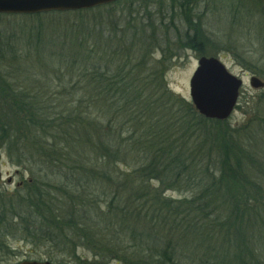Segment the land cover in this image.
<instances>
[{
    "label": "trees",
    "instance_id": "16d2710c",
    "mask_svg": "<svg viewBox=\"0 0 264 264\" xmlns=\"http://www.w3.org/2000/svg\"><path fill=\"white\" fill-rule=\"evenodd\" d=\"M241 3L231 4V12L253 20L255 31L249 36H258L264 44V0L250 7ZM179 4L184 19L194 25L188 3ZM109 6L34 16L74 14L82 19ZM204 34L194 26L190 38L200 55L205 54L203 45L214 44ZM91 38L93 49L72 53L77 60L66 62L67 54H59L69 74L82 70V95L68 92L77 97L70 98L72 102L83 105L81 116L77 105L48 120L44 95L18 94L0 79V104L9 108L3 118L0 115V148L17 166L39 164L43 178L27 183V192L16 200L18 208L13 195L0 200V253L9 250L14 230L24 240L50 243L58 250L77 253L86 248L92 253L87 264H110V259L117 264H264V136H189L196 120L206 118L192 102L181 106L184 100L158 80L163 68L146 73V57L136 56L140 49L130 51L131 44H124L109 57L101 53L99 36ZM119 52L133 53V58L128 54L122 63ZM169 104V112L161 114L158 109ZM101 108L106 109L104 115L114 110L125 120L119 135L114 136L118 124L113 116L107 125L97 121ZM27 125L45 136H22ZM259 126L264 134V120ZM124 133L132 136L117 141ZM48 134L51 138L45 140ZM25 139L36 140L30 156L19 145ZM78 150L82 164L76 160ZM119 163L128 166L127 171L118 169ZM154 181L157 188L151 185ZM169 185H187L194 194L167 197L165 191L173 187ZM91 187L102 194L93 197Z\"/></svg>",
    "mask_w": 264,
    "mask_h": 264
},
{
    "label": "rangeland",
    "instance_id": "374dc122",
    "mask_svg": "<svg viewBox=\"0 0 264 264\" xmlns=\"http://www.w3.org/2000/svg\"><path fill=\"white\" fill-rule=\"evenodd\" d=\"M181 1L118 0L109 3V7L96 10L95 16L90 13L89 16L84 14L82 19L81 15L74 14L34 16L0 13V50L9 51H0V79L6 81L18 94L26 92L30 96H36L37 93L44 95L46 99L43 104L50 106L51 116L48 120H51L55 115L64 113L67 108L79 105L72 100L82 95L83 86L86 85L85 81L78 82L82 76L80 75L82 70L69 74L68 66L62 63L60 52L64 51L67 54L63 58L66 62L71 59L77 60L72 53L82 48L83 50L93 49L94 41L91 40V36L96 34L103 42L101 53H106L109 57L113 56L119 46L124 47V44L126 46L131 44L130 51L140 49L138 53L136 52V56L146 57V73L155 72L157 67L163 68L162 73L158 75V80L163 79L168 90L178 99L184 100L181 106L185 107L186 102H192L190 79L198 67V60L202 56H214L219 58L232 74L243 80L238 104L232 115L225 120L207 118L198 112L206 118V121L203 122L201 118H198L199 120H196L198 124L191 129L189 136H264L259 126L261 119L264 120V87L254 88L250 84L253 76L264 81V44L258 41V36H249L255 31L252 27L253 20L249 21L243 13L234 14L230 6L243 2L241 4L250 7L249 4H253L255 0H184L188 3L187 13L194 22L191 26L184 19L183 11L179 8ZM241 8L244 7L241 6ZM83 26H87L92 33L95 31L96 33L84 31ZM194 26H199L205 33L204 36L210 37L214 42V44L203 45L204 55H200V52L192 48L190 43ZM135 34L138 37H135ZM52 40L55 42L50 44L49 41ZM229 44L233 47H227ZM147 46H151V49L148 50ZM55 52L57 54L52 55ZM129 52L130 58H133V53ZM118 54L122 63H126L128 54L120 52ZM160 60L163 63L159 64ZM100 67L105 68V66ZM124 70V74L128 72V68ZM2 87L0 84V89ZM68 92L76 94L77 97L72 98ZM52 93L54 97L51 96ZM48 99H50L49 103ZM129 107V111L132 112L133 109ZM171 107L172 104H169L167 108L158 110L161 114L163 111L166 114ZM175 108L177 110L178 106ZM76 109L81 112V116L83 105L77 106ZM8 110V106L0 104L1 116ZM111 111L113 115H104L106 109L101 108L100 112H96L98 113L97 121L107 125L109 118L113 116V122L118 124L117 130H114L115 136L121 132L120 127L125 120L118 119L114 110ZM174 115L175 112L172 118ZM81 119L80 117L78 120ZM25 128L27 133L22 136H45L43 132L38 133V130L35 132L34 127L27 125ZM30 129L33 133L28 132ZM49 132L54 131L50 129ZM127 136L132 135L124 133L122 136H117V141ZM49 138L51 137L48 134L45 140ZM35 142L28 139L21 141L19 144L21 151L30 156L29 153L34 150L31 148L32 144L35 145ZM0 152L3 175L0 182V194H5L0 200L5 202V198L13 195V201L18 208L16 200L27 192V183H33L36 177L43 179L42 175H39V164L26 163L17 166L3 148H0ZM75 156L76 160L82 164L84 156L80 150ZM30 159L32 162L33 159ZM119 164L118 169L127 171L128 166ZM134 164L130 163L132 166ZM50 171L51 169L48 170L49 173ZM151 185L154 188L159 186L157 181ZM171 186L173 185H169ZM91 188L93 197L102 194L100 189ZM165 193L167 197L173 199L190 198L194 194L191 187L187 185L173 186ZM103 204L107 206L106 202ZM12 232L7 241L9 250L0 253V264H16L28 259L51 261L50 258L53 259L52 262L58 264H87L86 260L88 262L92 260V253L86 248L80 247L77 253H71L61 248L59 250L52 248L50 243H31L20 238L22 234L18 235L14 230ZM110 264H117L116 259H110Z\"/></svg>",
    "mask_w": 264,
    "mask_h": 264
},
{
    "label": "water",
    "instance_id": "95a60500",
    "mask_svg": "<svg viewBox=\"0 0 264 264\" xmlns=\"http://www.w3.org/2000/svg\"><path fill=\"white\" fill-rule=\"evenodd\" d=\"M117 0H0L2 14H37L52 11L90 9ZM254 88H263L264 81L251 77ZM243 80L232 74L217 57L202 56L190 79V95L196 110L211 119H228L238 104ZM0 152V182L2 181ZM16 264H58L52 261L22 260Z\"/></svg>",
    "mask_w": 264,
    "mask_h": 264
}]
</instances>
